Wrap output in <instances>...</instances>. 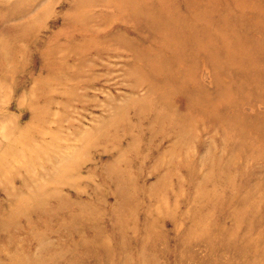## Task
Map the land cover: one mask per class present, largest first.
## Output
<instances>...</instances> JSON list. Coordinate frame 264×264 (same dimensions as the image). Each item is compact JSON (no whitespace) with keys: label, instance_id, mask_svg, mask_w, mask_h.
<instances>
[{"label":"rangeland","instance_id":"rangeland-1","mask_svg":"<svg viewBox=\"0 0 264 264\" xmlns=\"http://www.w3.org/2000/svg\"><path fill=\"white\" fill-rule=\"evenodd\" d=\"M0 264H264V0H0Z\"/></svg>","mask_w":264,"mask_h":264}]
</instances>
